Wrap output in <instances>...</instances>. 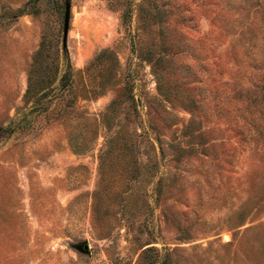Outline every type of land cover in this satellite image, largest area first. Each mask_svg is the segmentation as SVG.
Wrapping results in <instances>:
<instances>
[{
	"label": "rangeland",
	"instance_id": "rangeland-1",
	"mask_svg": "<svg viewBox=\"0 0 264 264\" xmlns=\"http://www.w3.org/2000/svg\"><path fill=\"white\" fill-rule=\"evenodd\" d=\"M0 264H264V0H0Z\"/></svg>",
	"mask_w": 264,
	"mask_h": 264
},
{
	"label": "water",
	"instance_id": "water-1",
	"mask_svg": "<svg viewBox=\"0 0 264 264\" xmlns=\"http://www.w3.org/2000/svg\"><path fill=\"white\" fill-rule=\"evenodd\" d=\"M68 29H69V17H66V20H65V27H64L65 38H66V36H67ZM83 249L87 251V250H88V246L85 245Z\"/></svg>",
	"mask_w": 264,
	"mask_h": 264
}]
</instances>
